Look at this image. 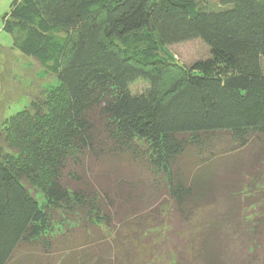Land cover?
Returning <instances> with one entry per match:
<instances>
[{"label":"trees","instance_id":"obj_1","mask_svg":"<svg viewBox=\"0 0 264 264\" xmlns=\"http://www.w3.org/2000/svg\"><path fill=\"white\" fill-rule=\"evenodd\" d=\"M2 30L58 89L0 128V264H110L133 219L159 264L232 260L218 229L264 187V0H14ZM196 40L189 64L166 51Z\"/></svg>","mask_w":264,"mask_h":264},{"label":"rangeland","instance_id":"obj_2","mask_svg":"<svg viewBox=\"0 0 264 264\" xmlns=\"http://www.w3.org/2000/svg\"><path fill=\"white\" fill-rule=\"evenodd\" d=\"M14 0H0V128L3 121L9 115L22 109L29 101L36 95H39L45 90H56L58 85L56 80L47 75L44 69L30 57L21 54L18 50L12 47L11 36L2 30L3 16L9 12L10 6ZM166 51L181 64H189L193 60L207 55L206 47L198 40L185 42L181 44H174L167 47ZM262 69L264 73V58L262 59ZM147 87V83L138 80L132 86V92H141ZM262 191L257 193L256 204H250L254 199H245L242 201L240 207V223L229 224L222 222L220 229L216 235L224 239V245L227 244L228 255L232 260H227V264H234L236 259L240 260L242 253L248 252L254 258L264 259V248L260 250L261 244L264 245V234L261 233L264 229V187ZM249 198V197H248ZM258 201V202H257ZM227 203L220 202L214 207H204L197 211L190 224L178 228L182 230L180 237L184 239L183 242H188L191 236H197L202 231L200 223L206 217L209 222L215 220L222 221L221 216L229 213ZM128 218L125 219V222ZM132 220V219H131ZM128 221V226H125L120 231V242L113 245V250L109 255L113 258L107 260L110 264H159L163 263L167 257L165 249L163 251H154V245L141 244L136 241L134 234L136 232L135 222ZM235 226V229L231 226ZM207 227V225H206ZM246 231L249 235L246 236ZM176 235V234H175ZM226 239L228 242L226 243ZM248 240V241H247ZM255 242V243H254ZM258 249L253 245L258 244ZM173 245V240H171ZM187 244V243H186ZM248 248L247 247L250 246ZM191 245L186 249L189 250ZM170 250L173 246L170 245ZM190 256L191 253H188ZM259 254V256H258ZM154 258V260H153ZM240 258V259H239ZM168 261V259H167ZM230 262V263H229ZM165 264H169L168 262ZM264 264V262H262Z\"/></svg>","mask_w":264,"mask_h":264}]
</instances>
